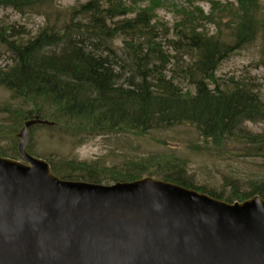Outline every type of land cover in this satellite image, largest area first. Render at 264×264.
<instances>
[{"label": "trees", "instance_id": "16d2710c", "mask_svg": "<svg viewBox=\"0 0 264 264\" xmlns=\"http://www.w3.org/2000/svg\"><path fill=\"white\" fill-rule=\"evenodd\" d=\"M58 1L0 0V10L34 13L46 22L28 39L24 31L0 29V60L2 50L10 57L6 65L0 64V87L21 102L10 113L16 119L11 129L0 126V141L5 135L14 141L12 147H0V157L19 159L15 134L26 120L39 116L54 125L35 127L63 132L80 143L90 135L144 137L152 131L192 127L200 143L190 148L198 153L221 160H264V130L244 128L246 123H264L259 86L242 79L224 81L217 74L236 51L257 40L264 45V7L259 0H237V6L210 1L208 14L201 6L183 9L173 27L175 38L166 44L159 38L170 28L154 13L165 0H89L67 9L59 8ZM212 25L213 32L208 29ZM118 39L120 49L115 47ZM165 48L190 59L172 65ZM32 145L27 147L31 154ZM47 161L64 180L108 185L147 176L231 204L254 196L264 199V176L247 181L225 176L224 187L216 190L194 183L187 161L172 153L122 168L95 161Z\"/></svg>", "mask_w": 264, "mask_h": 264}, {"label": "water", "instance_id": "95a60500", "mask_svg": "<svg viewBox=\"0 0 264 264\" xmlns=\"http://www.w3.org/2000/svg\"><path fill=\"white\" fill-rule=\"evenodd\" d=\"M0 157V264H264V199L233 204L154 177L61 179L27 151Z\"/></svg>", "mask_w": 264, "mask_h": 264}, {"label": "rangeland", "instance_id": "374dc122", "mask_svg": "<svg viewBox=\"0 0 264 264\" xmlns=\"http://www.w3.org/2000/svg\"><path fill=\"white\" fill-rule=\"evenodd\" d=\"M88 1L59 0L56 4L59 8L67 9ZM189 1H192L193 5ZM210 1H221L237 6V0H165L164 7L154 12L158 16L159 22L170 28V32L167 34L164 31L161 32L159 38L161 43L166 44L168 40L175 38L173 27L178 20L182 19L183 9L191 10L195 6H201L205 14H208L212 11ZM259 1L264 7V0ZM45 24V19L34 13L21 14L12 8L0 10V29L6 27L24 31L26 39L37 35ZM208 29L213 32L216 28L215 25H212L208 26ZM115 47L118 49L123 47L122 39L115 42ZM165 52L170 56L172 65L181 59H185V61L190 59V56H182L181 53H177L171 48H165ZM9 58V55L2 50L0 64L6 65ZM171 70L172 66H168L169 76H171V72H169ZM217 74L224 81L235 78L257 84L264 99V45L261 40L232 54L220 65ZM20 104V101L12 99L9 91L0 87V126H5L3 128L6 131H9L16 123L15 117L10 113ZM22 126L17 130L15 137ZM244 128L250 132L258 133L264 130V123H246ZM33 132L35 133L33 134L34 140L32 143L29 141V145L33 144L32 155L44 160L53 158L79 162L95 161L99 166L122 168L129 162H138L151 158L155 154L172 153L187 161L188 175L194 183L216 190H221L224 187L225 176L237 177L246 181L264 176V160L262 159L221 160L191 149V145L200 143V136L192 127L152 131L144 137L131 134L90 135L83 143H80L78 138H73L63 132L49 131L44 127H34ZM5 136L0 141V147H12L14 141L8 135ZM16 140L18 150L20 140L17 137Z\"/></svg>", "mask_w": 264, "mask_h": 264}]
</instances>
